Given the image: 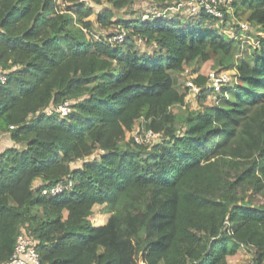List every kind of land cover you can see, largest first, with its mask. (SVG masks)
Instances as JSON below:
<instances>
[{
    "label": "trees",
    "instance_id": "trees-1",
    "mask_svg": "<svg viewBox=\"0 0 264 264\" xmlns=\"http://www.w3.org/2000/svg\"><path fill=\"white\" fill-rule=\"evenodd\" d=\"M140 1L0 0V264L21 233L40 264H264V0L120 14ZM203 64L231 82L212 100L199 73L189 109L180 79Z\"/></svg>",
    "mask_w": 264,
    "mask_h": 264
},
{
    "label": "rangeland",
    "instance_id": "rangeland-1",
    "mask_svg": "<svg viewBox=\"0 0 264 264\" xmlns=\"http://www.w3.org/2000/svg\"><path fill=\"white\" fill-rule=\"evenodd\" d=\"M150 1L151 0H141L140 2L132 5L131 9L135 10L136 11L135 13H131V9H129V10L127 9V10L121 11L120 14H123V16L125 18H130L131 16L140 17L143 14H148L147 16L153 17V18L154 17H158V13H155L154 15L151 14L153 12L154 8L151 7V2ZM166 2L167 3L171 2L172 4H174V2H172V1H166ZM154 3L157 4L156 1ZM160 4L161 5L158 6V7L165 6L164 1H162ZM105 7H107V5L104 4V3L101 4L100 6H94L93 14L90 17H88V20L94 21L95 18H96L97 12H99L101 9H103ZM148 10H149V13H147ZM186 11L185 10H179V11H176V12H179V14H182V13L184 14ZM172 14H174V13H172ZM241 29L244 30V32L242 34H240L239 37H238L241 40V42L243 44H245L246 46L255 44L254 40L252 39V36L255 34L254 28H252V27H248L247 28L246 24H242ZM105 33H107V32H105ZM225 33L230 35V36H233L234 30H233V28L228 27V28L225 29ZM69 67H70V70H78L77 64L69 63ZM211 70L212 69L210 68V64L197 65V66H193L192 68H190V67L187 68L186 71H185L186 77H182L180 79V90H182V88L184 86L183 82H185L187 79L194 78L199 73L200 74H207ZM181 83H182V85H181ZM198 94L199 93L192 94L189 91L187 92V94L185 96L186 107H188L189 109H197L198 108V104H199V102H198ZM216 97H217L216 94L215 95L214 94L210 95V98L212 100L215 99ZM136 132H137V130L134 132V134H136ZM158 140L159 139H158V136H157V137H155L153 139L151 138L150 142H157ZM10 145H12V142H10L8 140L7 135L1 134L0 135V151H2L3 149H5L6 147H8ZM77 164L78 163H75L74 166H77ZM32 185L33 186L37 185V182L34 181ZM23 188L24 189H22L20 191H18V190L16 191L17 195H15L12 198L14 201L19 202L24 197V195H25V185H24ZM259 199L260 198L258 197V200ZM101 208H102L101 206L95 205L93 207L94 214L90 217V220L96 226L104 224L106 219H107V217H108V214H102L101 213ZM65 214L66 213L64 212V215ZM251 258H252V255L249 252H247L246 250H240L235 255L228 257V264H252Z\"/></svg>",
    "mask_w": 264,
    "mask_h": 264
},
{
    "label": "built area",
    "instance_id": "built-area-1",
    "mask_svg": "<svg viewBox=\"0 0 264 264\" xmlns=\"http://www.w3.org/2000/svg\"><path fill=\"white\" fill-rule=\"evenodd\" d=\"M80 1L86 2L87 0H80ZM227 2L228 0H190L186 4V6L188 9L187 11L192 14L196 13L199 8L203 7L211 15L221 16L220 11L217 9V5H224ZM181 6L182 4H179L177 7L173 8L172 10H178L180 9ZM155 13H158V17L161 15V13L156 12L153 9V12L151 14L154 15ZM122 36H123L122 34H119L114 39H118L119 41H121ZM206 75H207V86L212 88L213 90L212 95L213 94L217 95L223 86L231 82V74L227 71L211 70ZM191 79L192 78L186 80L185 86L188 88V91L191 92L192 94L199 93L200 88L196 86L191 81ZM5 81H6V76L0 71V83L2 84ZM56 110L59 111L62 115H66L70 111L69 103L64 102L63 104H60L56 108ZM157 136L158 134L147 132L145 134L144 140L150 142L151 138L153 139ZM135 139L137 142H139L137 136H135ZM68 185H70V183H68ZM63 188H64L63 184H58L50 188L49 190H44L43 193L45 194L49 192L51 194H57L61 192ZM2 264H40V259L36 249L34 248V244L32 240L29 237H27L25 233H21L17 237L15 249L11 258L7 262H4Z\"/></svg>",
    "mask_w": 264,
    "mask_h": 264
}]
</instances>
